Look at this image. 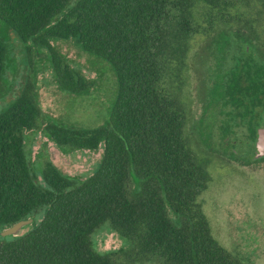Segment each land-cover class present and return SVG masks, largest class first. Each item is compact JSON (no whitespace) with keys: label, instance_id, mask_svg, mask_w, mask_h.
<instances>
[{"label":"trees","instance_id":"1","mask_svg":"<svg viewBox=\"0 0 264 264\" xmlns=\"http://www.w3.org/2000/svg\"><path fill=\"white\" fill-rule=\"evenodd\" d=\"M11 34L28 57L47 51L59 87L80 95L95 81L53 44L74 40L110 64L118 94L106 126L44 124L31 70L0 112V264H246L215 238L204 211L212 175L189 129L192 54L205 41L216 59L206 109L218 116L207 127L220 131L232 158L243 151L254 163L264 123V0H0V100ZM40 130L65 153L102 146L99 167L84 180L52 162L37 171L26 132ZM28 219L30 231L1 235ZM105 225L133 249L100 253L94 236Z\"/></svg>","mask_w":264,"mask_h":264},{"label":"rangeland","instance_id":"2","mask_svg":"<svg viewBox=\"0 0 264 264\" xmlns=\"http://www.w3.org/2000/svg\"><path fill=\"white\" fill-rule=\"evenodd\" d=\"M262 42L264 44V38ZM53 44L73 68L95 81L94 88L80 95L62 90L48 52L39 53L35 49L28 57L25 46L11 34V63L5 74L9 91L0 100V112L19 95L27 75L34 70L44 124L85 130L106 126L118 94L117 79L110 64L84 53L72 39ZM207 51L206 42L199 41L192 54L189 123L196 149L211 164L212 182L202 196L204 211L215 238L226 249L239 254L246 264H264V159L247 165L243 151L232 158L221 142L220 131L216 127H207L217 121L218 116L216 110L206 109L209 104L206 92L213 84L211 74L216 67L215 56ZM26 142L37 171L46 162H52L66 176L83 180L97 170L103 154L102 146L97 152H62L42 130L26 132ZM33 224L24 232L30 231ZM94 242L102 254L130 251L134 247L109 225L95 234Z\"/></svg>","mask_w":264,"mask_h":264},{"label":"water","instance_id":"3","mask_svg":"<svg viewBox=\"0 0 264 264\" xmlns=\"http://www.w3.org/2000/svg\"><path fill=\"white\" fill-rule=\"evenodd\" d=\"M261 159H264V123L262 127H260L258 130L257 139L255 143V152H254V156L252 157L253 161H258ZM33 222H34V219L20 221L14 226L3 231L1 235L3 237L20 236L24 232V229L30 224H32Z\"/></svg>","mask_w":264,"mask_h":264}]
</instances>
